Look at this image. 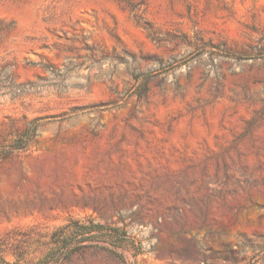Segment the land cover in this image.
<instances>
[{"label": "rangeland", "instance_id": "obj_1", "mask_svg": "<svg viewBox=\"0 0 264 264\" xmlns=\"http://www.w3.org/2000/svg\"><path fill=\"white\" fill-rule=\"evenodd\" d=\"M72 220L140 251L63 264H264V0H0L7 260Z\"/></svg>", "mask_w": 264, "mask_h": 264}, {"label": "trees", "instance_id": "obj_2", "mask_svg": "<svg viewBox=\"0 0 264 264\" xmlns=\"http://www.w3.org/2000/svg\"><path fill=\"white\" fill-rule=\"evenodd\" d=\"M37 126L34 127L36 132ZM103 243H108L115 250L129 249L137 254L139 251L134 246L126 231L118 228L107 227L94 221L83 222L72 220L59 227L49 237L46 252L35 260L28 259V252L13 254L14 260H7L6 250L0 243V264H63L74 255L90 248H100ZM114 254L123 260L122 254Z\"/></svg>", "mask_w": 264, "mask_h": 264}]
</instances>
